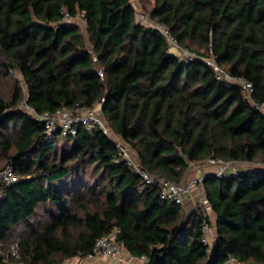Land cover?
I'll return each instance as SVG.
<instances>
[{
	"label": "trees",
	"instance_id": "1",
	"mask_svg": "<svg viewBox=\"0 0 264 264\" xmlns=\"http://www.w3.org/2000/svg\"><path fill=\"white\" fill-rule=\"evenodd\" d=\"M138 1L195 57L171 54L130 0H0V82L13 84L9 99L0 92V171L18 178L0 198V264L13 243L23 264L86 258L114 229L142 264H264V0ZM65 12L82 13L84 30ZM206 60L251 83V96ZM23 101L37 114L101 103L142 169L173 183L208 159L249 165L202 175L212 243L208 216L162 200L100 127L45 133Z\"/></svg>",
	"mask_w": 264,
	"mask_h": 264
},
{
	"label": "built area",
	"instance_id": "2",
	"mask_svg": "<svg viewBox=\"0 0 264 264\" xmlns=\"http://www.w3.org/2000/svg\"><path fill=\"white\" fill-rule=\"evenodd\" d=\"M135 7V6H134ZM136 8V7H135ZM136 17L138 22L151 26L157 30H159L162 35L167 39L170 44L169 52L173 49L175 52L173 55L185 59L191 60L195 57V54L182 49L176 42V40L169 33L168 29L163 25H160L154 21H151L144 13L136 8ZM62 21L67 23H82L85 24L84 17L82 13L77 14L74 17H71L68 13L63 14ZM171 53V52H170ZM172 54V53H171ZM206 62L213 67L218 75V79L229 81L230 83L239 85L247 94L248 97L251 96L253 92L252 84L246 82L240 78H232L227 75V73L219 68L213 60H206ZM98 75L101 79H103V72L101 69H98ZM22 107L35 117L38 121H41L44 124L45 133H51L53 130L58 129L62 135H75L77 130L80 127H83L85 130H92L95 127H100L104 133L108 134L118 150V160L124 161L131 168V170L142 178V180L148 184L156 183L159 188L160 197L162 200L173 202L178 205H182L187 198H189L190 193L196 189V187L201 183L202 176L193 178L192 180L181 183H173L168 179L153 176L147 171L143 170L141 164L139 163L135 153L131 148L126 146L120 139L116 138L114 135H110L108 128L104 123V118L101 114V103H97L95 106L87 109H78L75 112L68 111H57L54 114L43 113L37 114L34 112L29 106H27L26 102L23 101ZM260 109L264 114V102L261 104ZM233 163V162H232ZM208 165L218 166L219 170L216 171V175L220 176L226 172H235L238 170H243L245 168H229V166L219 160V159H208L206 161ZM238 164V163H234ZM237 166V165H235ZM247 168V167H246ZM18 182V178L15 176L11 167H7L0 171V198L4 194V188L10 187ZM197 209L201 210L204 216H207L211 212L210 204L203 192L202 198ZM196 209V210H197ZM202 232H203V243L209 244L208 242V233H209V225L206 222L202 224ZM119 230L114 229L107 233L106 235L96 239L94 243V252L92 255L87 256V260L90 262H94L97 259H106L110 261H118L119 257L126 252L121 247L118 241ZM127 254V253H126ZM6 260L8 264H23V261L20 257V252L18 249L17 243L10 244L8 246V250L5 254ZM141 263L146 261L145 257L139 259Z\"/></svg>",
	"mask_w": 264,
	"mask_h": 264
},
{
	"label": "rangeland",
	"instance_id": "3",
	"mask_svg": "<svg viewBox=\"0 0 264 264\" xmlns=\"http://www.w3.org/2000/svg\"><path fill=\"white\" fill-rule=\"evenodd\" d=\"M132 2V4L138 9L140 10L142 13H144L148 18H149V11L150 10V5L149 3L146 2H140L138 0H130ZM78 24L82 27V29L84 30V25L82 23ZM172 54L175 52V50L173 49L172 51H170ZM13 80H18L21 81V77L19 75H16L13 77ZM12 79L11 80H4L0 82V92L6 97V99L10 98L11 95V91H12ZM20 85L23 88V91L25 92V88L23 83L21 82ZM111 135V133H110ZM112 136V135H111ZM3 164V163H2ZM226 164L229 166V168H235V167H239V168H246L249 167V165L245 164V163H238V164H234L232 162H226ZM237 165V166H235ZM259 165V164H258ZM211 166L214 165H208L206 164V162L203 163H196L191 165L187 175H186V180L184 182H188L187 180L190 181V179H193V170L199 168V169H205V168H210ZM215 171H218L219 168L218 166H214ZM202 194H203V188L202 186L199 184L196 189H194L190 195L189 198H187L185 200V202L182 204V209L184 212L186 213H190L192 211H195L200 203V200L202 198ZM209 218V233H208V242L209 245L212 243L213 239H214V234H215V227H214V215L212 214V212H210L208 215ZM84 258H74L71 260H65V262L63 264H142L140 260L134 259L132 257H130L128 254H122L118 261H110V260H106V259H97L94 262H87L85 260H83ZM84 261V262H83Z\"/></svg>",
	"mask_w": 264,
	"mask_h": 264
},
{
	"label": "crops",
	"instance_id": "4",
	"mask_svg": "<svg viewBox=\"0 0 264 264\" xmlns=\"http://www.w3.org/2000/svg\"><path fill=\"white\" fill-rule=\"evenodd\" d=\"M193 164H196V163H193ZM192 164V165H193ZM191 167V166H190ZM190 169V168H189ZM215 169L216 168H214V166H211L210 168H201V169H199V168H197V169H195V170H193V178H196V177H199V176H202V175H204L205 173H215L216 171H215ZM188 173V172H187ZM187 173H186V175H187ZM186 180V176H185V178H184V181ZM190 180H192V179H190ZM187 181H189V180H187ZM83 260H85V261H87V262H90L89 260H87V258H84ZM84 262V261H83Z\"/></svg>",
	"mask_w": 264,
	"mask_h": 264
}]
</instances>
